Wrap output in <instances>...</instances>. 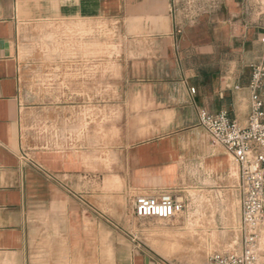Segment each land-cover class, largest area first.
Returning a JSON list of instances; mask_svg holds the SVG:
<instances>
[{"label":"crops","instance_id":"obj_1","mask_svg":"<svg viewBox=\"0 0 264 264\" xmlns=\"http://www.w3.org/2000/svg\"><path fill=\"white\" fill-rule=\"evenodd\" d=\"M97 22L112 24L120 45L77 48L87 77L73 102L89 104L87 120L73 110L72 136L51 123L34 144L25 36ZM263 38L264 0H0V264H168L142 247L122 203L239 187V163L200 114L227 111L247 125ZM96 102L120 103L121 122L98 126ZM240 232L234 248L215 252L240 251Z\"/></svg>","mask_w":264,"mask_h":264},{"label":"rangeland","instance_id":"obj_2","mask_svg":"<svg viewBox=\"0 0 264 264\" xmlns=\"http://www.w3.org/2000/svg\"><path fill=\"white\" fill-rule=\"evenodd\" d=\"M23 43L19 54L22 87L26 109L32 111L28 131L33 143L41 144L42 132L47 125L52 127L51 123L59 127L66 139L73 133V124L66 117L79 108L84 121L89 114V104L73 102L79 78L87 77H79L77 48L116 47L120 39L112 24L58 23L49 24L46 30H34ZM104 72L99 69L97 78H104ZM91 108L98 126L121 122L120 103L96 102ZM53 117L59 121L51 122ZM235 176L238 178V174ZM178 200L184 203V209L171 219L138 217L133 210L134 199L122 203L142 247L157 258L168 264H206L210 254L232 249L240 241L242 202L238 186L226 188L217 197L210 194ZM260 242L263 250L264 228Z\"/></svg>","mask_w":264,"mask_h":264},{"label":"built area","instance_id":"obj_3","mask_svg":"<svg viewBox=\"0 0 264 264\" xmlns=\"http://www.w3.org/2000/svg\"><path fill=\"white\" fill-rule=\"evenodd\" d=\"M264 43V38H263ZM264 52L252 66L249 88L251 112L246 126L232 119L227 111L201 112L200 122L213 141L226 148L240 165L239 188L242 202V248L240 251L212 253L207 264H259L260 228L264 227ZM184 209L181 200L169 193L137 196L133 210L138 217L171 219Z\"/></svg>","mask_w":264,"mask_h":264},{"label":"water","instance_id":"obj_4","mask_svg":"<svg viewBox=\"0 0 264 264\" xmlns=\"http://www.w3.org/2000/svg\"><path fill=\"white\" fill-rule=\"evenodd\" d=\"M148 260V259H147Z\"/></svg>","mask_w":264,"mask_h":264}]
</instances>
